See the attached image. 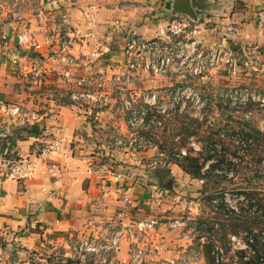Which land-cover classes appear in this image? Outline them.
I'll return each instance as SVG.
<instances>
[{
	"label": "crops",
	"instance_id": "1",
	"mask_svg": "<svg viewBox=\"0 0 264 264\" xmlns=\"http://www.w3.org/2000/svg\"><path fill=\"white\" fill-rule=\"evenodd\" d=\"M7 2L12 4V0ZM191 4L196 17L178 10L173 0H26L22 11H7L0 21V32L7 34V44L0 42V100L26 102L42 114L34 129L13 125L16 135L11 140L0 139V246L8 257L19 264H108L92 256L80 260L75 253L77 237L158 217L162 223L141 242L150 246L145 264H212L208 252L186 241L193 239L191 229H197L199 204L165 199L174 180L168 178L169 168L152 163L154 159L161 162L164 156L155 147L138 149L113 143L116 132L128 134L119 103L95 115L81 113L69 97L62 76L67 65L58 53L60 39L71 36L78 75L90 70L110 73L127 61L121 51L128 34L154 38L175 16L193 22L208 20L196 36L206 46L221 44L239 53L249 45L264 47V26L258 22L264 0H191ZM214 26L222 31L214 32ZM229 26L236 29L233 36L224 34ZM76 29L81 34L76 36ZM22 31L41 47L20 46L17 34ZM90 31L95 35L85 37ZM106 47L109 52L90 60L92 53ZM37 57L42 58L45 70L41 79L31 73ZM209 77L225 85L241 81L224 69ZM169 80L145 71L128 89L136 93L168 85ZM109 89L115 95L119 91ZM2 118L0 114V121ZM56 137L62 139L64 148L53 152L48 163L56 164L57 169L42 166L36 176L25 180L8 177L4 157L34 156L41 142ZM169 164L176 180H197L177 163ZM169 209L171 214L177 211L175 215L188 211L190 215L185 214L193 228H166L163 219ZM130 251V243L124 241L121 257L128 259Z\"/></svg>",
	"mask_w": 264,
	"mask_h": 264
},
{
	"label": "built area",
	"instance_id": "2",
	"mask_svg": "<svg viewBox=\"0 0 264 264\" xmlns=\"http://www.w3.org/2000/svg\"><path fill=\"white\" fill-rule=\"evenodd\" d=\"M25 2L26 0H12L10 4L7 0H0V21H3L9 10L22 11ZM258 22L264 26V9L259 11ZM9 24L14 25L11 22ZM208 24V20L193 22L190 18L175 16L159 28L154 38L148 39L135 33L128 34L121 51L127 61L122 67L110 73L90 70L88 73L78 75L75 72L77 60L71 51L75 40L71 36H68V39H60L58 53L67 65L62 76L65 84L69 86L71 102L81 113L88 115L98 114V111L114 102L119 103L124 124L129 131L126 136L116 132L112 138L113 143L118 147L131 145L138 149L155 147L153 144L155 134L151 128L155 125L162 126L165 116L172 111L194 110L198 116L202 109L211 103V98L204 96L198 88L191 85L175 87L163 85L142 89L136 93L130 91L128 86L137 83L142 72L153 73L161 79L172 78L173 74L182 76L183 73L203 76L217 69H224L232 77L240 76L243 72L264 73V47L249 45L239 53L221 44L206 46L196 36L202 26L207 27ZM213 29L216 33L222 31L218 26H214ZM225 32L223 33L233 36L236 29L229 26ZM77 33L81 34L76 29V36ZM94 35L93 31L84 34L85 37ZM17 38L20 46L41 47V43L33 41L27 31L18 33ZM6 40L7 34L0 32V42L5 45ZM109 51V47L103 50L97 49L91 54L90 60ZM35 62L36 65L31 73L35 79H41L45 74L43 60L37 57ZM110 86L119 88L117 95L110 91ZM215 96L221 105L232 109L239 110L252 101H258L264 106V94H259L255 88L247 85L218 87ZM28 105L26 102L0 100V114L4 117L0 121V139L11 140L16 135V127L13 125L27 131L38 125L42 120V114ZM63 148L62 139L56 137L52 141L41 142L36 147L34 156L4 157L2 162L6 174L13 179L25 180L36 176L42 166L53 171L57 169V165L48 163L50 155ZM186 154V150H181L179 155ZM152 163L156 165L159 160L154 159ZM161 223L158 217H147L133 220L117 230L109 229L96 234L82 235L76 240V256L82 261L92 256L99 262L108 264H145L150 246L141 242L150 230ZM164 223L170 228H182L186 225L184 220L178 218ZM124 241H129L131 244L128 259L122 258L120 253ZM247 243L253 251L250 243L248 241ZM245 247L246 245H243L241 248L245 249ZM222 250L223 248L217 244H214L211 250L215 261L219 262H216L217 264H227L223 259L220 260V257H224ZM6 254L5 249L0 246V264H19L18 260ZM248 258L249 256L245 255V259ZM28 264H37V262L30 261Z\"/></svg>",
	"mask_w": 264,
	"mask_h": 264
},
{
	"label": "rangeland",
	"instance_id": "3",
	"mask_svg": "<svg viewBox=\"0 0 264 264\" xmlns=\"http://www.w3.org/2000/svg\"><path fill=\"white\" fill-rule=\"evenodd\" d=\"M215 73L216 70L203 76L186 73L181 74L182 76L173 74L172 78H170V83L167 86L191 85L196 89L198 88L204 96H210L211 103H208L209 105L207 104L198 116L194 113V110L188 112L172 111L169 115L165 116V121L162 126L155 125L151 128V131L155 134L153 144L158 150V153L160 154L163 152L164 154L162 153V155L165 157L167 156V159L172 155V151L179 152L178 150L180 149L196 152L200 148L197 141L206 139L211 134H213L214 138L220 137L225 139L226 142L230 143L229 148L232 149L230 151L234 152L235 145L233 140L238 141L239 138L243 137L244 133L241 131L243 128H246V131L249 130L257 134L264 142V106L260 104V102L252 101L245 107L237 110L221 105L215 96V90L218 87L235 85H247L255 88L259 94H264V73L243 72L240 76H237L241 77V81H236L232 83V85H225L221 82L215 83L209 77L211 74ZM185 120H197V123L186 125L187 122ZM184 126H190L196 133L190 136V138L187 137V134L183 131L185 130ZM218 130H220V132H218ZM216 131L218 133H213ZM181 140H188L191 144L186 147H176ZM176 142L177 145L174 148ZM260 149L261 148H259L258 153H261L262 150ZM252 151L253 153L247 154L244 157L243 160H246L245 162L239 157L235 159V163L232 165V171H229L228 177H215L216 179L210 183L212 186L216 187L213 192L215 199L212 201V205L203 202L201 198L200 190L203 186L202 180L198 178L196 180L193 176V182L176 180L177 175H173L174 171L169 162H165V159H162L161 162L159 161L161 166L169 168L170 174L168 178L174 180L171 181L174 188H170L171 191H169L165 199L169 201V203L177 201L174 199H179L177 203L180 201H191L192 204H199L198 208H196L198 210L197 214L200 216L198 220L199 223L196 224L197 229H191L192 233L195 234L191 241L186 240L187 244L192 242L195 248L199 246L203 248V251L207 250L209 252L213 250V245L217 244L223 248L224 257H220V260L223 259L227 264H236V261H240L241 250L247 251L245 255L252 257L254 251L250 250L249 244L247 243L248 237L250 236L249 228H254V232L257 233L264 228V218L262 217L264 205L263 207H259V205L256 204L255 207H250L247 202L241 200L243 191L252 188L251 190H254L256 196L261 201H264V165L256 162L257 158H253L255 152L254 150L250 152ZM239 153H243V151H239ZM239 163H242L239 165L241 170L240 174L234 175L233 172L235 173L238 169ZM219 170L218 173L220 174L222 169ZM167 181H169V179H167ZM233 210L235 211L233 212ZM169 211L166 215L167 217L163 219L165 222L178 218L184 220L186 225L182 228H170L166 225V228L169 230L180 229L182 231L187 227L193 228L194 225H191L187 220V214L190 215L188 211H184L187 214L181 212L178 215H175L177 211L173 212V214H171L172 209H169ZM189 211L191 212V209H189ZM245 213H252L256 218H247L245 217ZM259 235L260 237H264V230H262ZM243 245H246L245 249L241 248ZM260 246L261 244H259V247ZM211 255L214 256L213 251Z\"/></svg>",
	"mask_w": 264,
	"mask_h": 264
},
{
	"label": "trees",
	"instance_id": "4",
	"mask_svg": "<svg viewBox=\"0 0 264 264\" xmlns=\"http://www.w3.org/2000/svg\"><path fill=\"white\" fill-rule=\"evenodd\" d=\"M185 121L187 122L186 125H192L197 123V120L195 121L185 120ZM184 128L185 130L183 131L187 134V137L189 138L190 136L196 133V131L192 130L190 126H184ZM241 131L244 133L243 137L239 138L238 141L233 140V143L235 145L234 152L230 151L232 150L231 148H229L230 143L226 142L225 139L220 137L214 138L213 134H211L206 139H200L197 141L200 148L196 152H191V150H189L187 151L186 155H179L182 150L180 149L178 150L179 152L172 151V155L169 156L168 159L167 156L166 157L164 156L163 159H165L167 163L168 162L177 163L186 172L190 173L193 177L202 179L203 187L201 189V196H202L201 198L203 202H207V204L212 205V201L215 199L213 192L215 191L216 187L212 186L210 183L213 182L218 177L219 178L228 177V173L229 171H232V165L235 163V159L237 157L243 160L247 154L249 155L250 153H253V151L250 152L251 150H254L255 154L253 158H257L256 162L262 163L264 165V142L262 138L257 134L252 133L249 130L246 131V128H243V130ZM218 132H220V130H218ZM218 132L216 131L213 133H218ZM189 144H191L190 141L181 140L178 142V146H176L177 142L174 144V148L175 146L186 147ZM259 148H261L260 150H262L261 153H258ZM239 151L240 152L243 151V153H239ZM245 161L246 160H243V162ZM242 163L238 164V169L235 171V173L233 172L234 175L240 174L241 170L239 165H241ZM219 169H222L220 174L218 173V171H220ZM251 189L252 188H249V190L245 189L243 191V196L241 200H243V202H247V204H249L250 207H255L256 204L259 205V207L260 206L263 207L264 201L263 200L261 201L256 196L254 190ZM234 211L235 210H233V212ZM245 214H246L245 217L247 218H256V216L252 215V213L249 214L245 213ZM262 217L264 218L263 211H262ZM249 229H250V236L248 237V242L250 243V245L253 248V251L255 252L252 257L245 259L246 252L241 250L240 252L241 259L240 261H236V264H264V237L262 236L260 237L259 235L261 234L262 230H264V228H262L258 233L254 232L253 230L254 228H249ZM259 244H261L260 247L262 248L259 247ZM207 252H208L207 254L210 257H212V261H213L212 264H217L215 261V257L211 255L212 251L210 250V252L209 251Z\"/></svg>",
	"mask_w": 264,
	"mask_h": 264
},
{
	"label": "water",
	"instance_id": "5",
	"mask_svg": "<svg viewBox=\"0 0 264 264\" xmlns=\"http://www.w3.org/2000/svg\"><path fill=\"white\" fill-rule=\"evenodd\" d=\"M174 2L176 3V7L178 10L196 17V13L191 4V0H174Z\"/></svg>",
	"mask_w": 264,
	"mask_h": 264
}]
</instances>
